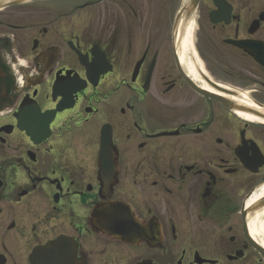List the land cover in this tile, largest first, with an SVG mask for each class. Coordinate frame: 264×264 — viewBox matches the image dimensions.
Segmentation results:
<instances>
[{
    "label": "flooded vegetation",
    "instance_id": "flooded-vegetation-1",
    "mask_svg": "<svg viewBox=\"0 0 264 264\" xmlns=\"http://www.w3.org/2000/svg\"><path fill=\"white\" fill-rule=\"evenodd\" d=\"M156 2L0 9V264H264V0Z\"/></svg>",
    "mask_w": 264,
    "mask_h": 264
},
{
    "label": "water",
    "instance_id": "water-1",
    "mask_svg": "<svg viewBox=\"0 0 264 264\" xmlns=\"http://www.w3.org/2000/svg\"><path fill=\"white\" fill-rule=\"evenodd\" d=\"M23 1H26V0H0V9L14 5V4H17V3H21ZM198 3H199V0H188L183 5V7L180 9V11L178 12V14L175 18L174 30H176L178 28L181 21H184L183 23L186 22L187 17H189L192 14V12L195 11V9L198 6ZM208 95L210 97L217 99L222 104L226 105L228 108H230L232 110H240V111H244V112H250V113H252L258 117L264 118V114H262L260 111H258L256 109H251L248 106L239 104L238 102H235L234 100H232L228 97H224L222 95H217V94H210V93H208Z\"/></svg>",
    "mask_w": 264,
    "mask_h": 264
},
{
    "label": "bare ground",
    "instance_id": "bare-ground-1",
    "mask_svg": "<svg viewBox=\"0 0 264 264\" xmlns=\"http://www.w3.org/2000/svg\"><path fill=\"white\" fill-rule=\"evenodd\" d=\"M188 33H191V28L190 27L187 28V34ZM226 90L227 91H224L223 93H225L226 95H228L231 98H233V100L235 102H238L239 104H242V105H245V106H248V107L255 108L256 110H258L260 112L261 111L264 112V108H261L259 106L254 105L253 102L248 99L247 94L245 92H242V91H239V90H235V89L229 88V87H226ZM237 113L240 116H243V117H246V118H253V119H256L257 121L259 120V121L264 122V118L258 117L256 115L250 113V112H244V111L237 110ZM263 193H264V187L261 190V194H263Z\"/></svg>",
    "mask_w": 264,
    "mask_h": 264
},
{
    "label": "rangeland",
    "instance_id": "rangeland-1",
    "mask_svg": "<svg viewBox=\"0 0 264 264\" xmlns=\"http://www.w3.org/2000/svg\"><path fill=\"white\" fill-rule=\"evenodd\" d=\"M166 0H157V2H156V8H157V13L159 14V13H161V12H164V13H166V12H168L169 11V8H168V6H171L172 5V14H167V17L164 19L163 18V22H162V24H163V26H165V27H167L166 29L167 30H171V28H172V24H173V19L175 18V13H176V10L178 9V7H179V0H167L168 2H171V3H169V4H167V6H166V8H165V10H162L161 11V9L160 8H162V6H163V4H164V2H165ZM161 11V12H160ZM219 82V84H221V85H223V86H229L230 84H227V83H225V82H223V81H218ZM235 85V84H234ZM238 90H242V91H244L245 90V88L244 87H239V86H235Z\"/></svg>",
    "mask_w": 264,
    "mask_h": 264
}]
</instances>
